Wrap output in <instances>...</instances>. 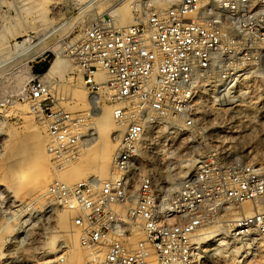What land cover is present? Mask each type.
I'll return each mask as SVG.
<instances>
[{"label": "built area", "instance_id": "1", "mask_svg": "<svg viewBox=\"0 0 264 264\" xmlns=\"http://www.w3.org/2000/svg\"><path fill=\"white\" fill-rule=\"evenodd\" d=\"M69 53L92 105L104 98L124 132L107 179L54 180L48 194L72 214L84 248L107 247L100 264H149L152 252L155 264H195L206 229L246 202H264V164L202 159L170 194L174 138L184 140L212 110L231 112L223 124L237 132L264 121L250 91L264 79V0H179L129 27L89 26ZM40 75L29 96L48 114L47 151L55 160L73 156L94 107L52 108L57 98ZM233 219L231 238L248 252L253 239L264 248V207Z\"/></svg>", "mask_w": 264, "mask_h": 264}, {"label": "rangeland", "instance_id": "2", "mask_svg": "<svg viewBox=\"0 0 264 264\" xmlns=\"http://www.w3.org/2000/svg\"><path fill=\"white\" fill-rule=\"evenodd\" d=\"M138 4L139 7L136 8ZM171 6L169 3L166 9ZM142 9L149 13L158 11L150 0H139V2L137 0H0V59L2 58L0 61V225L8 224V222L14 225L12 229L0 233L2 236L0 260L8 258L15 262L13 264H58L60 257H63L64 264H68L72 251L71 234L79 235L78 243L86 255L82 252L83 263L88 259L87 254L92 253L91 250L81 245L80 233L72 225L70 212L68 230L71 229V233L64 232L58 226L57 216L65 210L58 207L50 195L49 200L52 199V203L43 198L38 202L31 203L29 195H27L28 188L25 187L27 191L24 190L25 192L12 197L10 188L8 189L10 184H8L9 178L5 170V167L10 164V158L7 159L11 155L9 145L12 137L27 136L30 131L34 132L36 125L45 124L48 119L46 112L38 114L28 111V108L30 110V107L37 102L29 96L33 80L37 78L38 74V71L33 67L36 62L42 59L39 68L43 67V69L40 73H46L52 60L56 57V52L52 48L61 49L59 52L69 58L71 69L52 79L41 76L42 79L49 82L52 97L58 100H55L52 108H63L71 114L87 112L91 106L84 101L90 100V93L84 86L72 56L69 55V45L82 36L85 28L103 22H112L113 18L110 15L112 10H116L117 15L126 21L124 26L115 24L120 29L133 25L131 23L137 21ZM26 28L29 29L27 33L24 31ZM29 35L32 36V41L25 45L33 46V53L30 56L29 53L23 54L15 48L16 43H21ZM40 37H43L42 42L34 45V42L37 43L36 41H39ZM29 75L32 76L29 77ZM254 80L251 84L252 87H255L254 100L258 105H263L261 107L263 108L264 79L257 83V79ZM75 94L81 95V103L74 102ZM96 107L93 109L89 123L97 120L104 108L112 110L111 105L104 98L98 102ZM261 108L256 107L255 109L258 115L262 111ZM232 115L231 112L224 114L218 111H209L203 122H198L194 127L186 130L184 140L179 135L174 138L176 143L172 157L177 165L174 174L183 175V172L186 171L194 172L193 170L197 169L202 159L227 163L242 161L243 163L264 164L262 158L264 155V121L248 123L240 132H237L226 123L223 124V119L225 117L230 119ZM113 118L118 124L114 115ZM84 131L87 136L83 140L93 137L94 130L91 124L87 125ZM123 132L124 128L120 134L117 132L112 135L120 137ZM41 136L46 140L44 150L48 155L46 149L49 141L47 127ZM117 137L113 140L115 146ZM75 157L76 155L64 158V160L70 161ZM49 158L53 162V171L60 170L63 159L55 160L50 155ZM109 175L110 173L104 179H107ZM92 176L94 177L90 172L74 183L81 179L92 178ZM56 179L58 178L53 176L48 185ZM49 204L52 205V208ZM253 205L251 202L240 205L238 209H234V212L227 214L228 216L225 215L220 224H216L208 228L210 231L206 229L202 233L204 235L197 239L201 243L199 248L203 250L204 262L202 264H264V248L254 241L255 250L248 252L247 244L230 237L227 228L229 223L222 222L239 215L235 213V210L248 214L246 210L249 208L254 212L257 208L264 207L259 204ZM221 233L224 238L215 241L214 235ZM49 243L50 245H48ZM0 264H2L1 261ZM195 264H197L196 260Z\"/></svg>", "mask_w": 264, "mask_h": 264}, {"label": "bare ground", "instance_id": "3", "mask_svg": "<svg viewBox=\"0 0 264 264\" xmlns=\"http://www.w3.org/2000/svg\"><path fill=\"white\" fill-rule=\"evenodd\" d=\"M150 1L153 3L154 8L158 11L166 10L167 5L169 3L171 5H176L179 2V0H150ZM137 2H139V0H137ZM138 7H139V4L136 5V8H138ZM116 10H112L110 12V15L112 16L113 21L116 25L118 24L119 26H124V24H126V21L117 15ZM56 12H57V9H56ZM148 13L149 12L142 9L141 14L139 15L140 17L139 16H138L139 18L137 17L136 22L140 21V19H144L148 15ZM136 22L133 21L131 24H135ZM27 30H29V29L26 28L24 31L27 33ZM42 39H43V37H40L39 41L35 40L37 43L34 42V45L40 44L42 42ZM31 41H32V36L29 35L21 43H16L15 48L19 49L20 52L23 54H25L26 52L29 53L28 55L30 56L33 53L32 52L33 46H26L25 44H27L28 42L31 43ZM31 45H33V44H31ZM52 49L55 50L56 57L52 60V62L50 64L48 70L46 71V73L40 75V77L46 76L49 78L51 77V79H52L55 76H58V75L61 76L68 69L69 70L71 69V63L69 62V58H67L65 55H63L59 52V50H61V49L58 50L57 47H53ZM69 55H71V54L69 53ZM24 57L26 58V56H24ZM25 58H22V59H25ZM1 59H0V61H1ZM31 76L32 75H29V77H31ZM261 76H263V75H261ZM253 81H255V80L253 79ZM254 89H255V87H252V89L250 90L253 95H255ZM230 93H231V90H230L229 94ZM232 95H234V94H231V96ZM214 96H216V95H214ZM74 102L76 104L81 103L82 102L81 95L75 94ZM84 102L88 103L87 105H90L91 108L94 107L92 105L91 98H90V100L88 99V100H85ZM255 102H257V101H255ZM262 106L263 105H257L256 107L261 108ZM26 108H28V107H26ZM261 110H262L261 112H263L264 107L261 108ZM28 111L30 113H38L39 114L42 111V109L40 107V103L36 102L35 104H33L30 107V110L28 108ZM261 112H260V114H261ZM95 114H97V112H95ZM45 122L44 123L46 125L43 123H41V124L39 123L38 125H36L34 128V132L30 131L27 136L12 137V139H11V142L9 145V151L11 152L10 153L11 155L9 157H7V159L10 158V160H9L10 164L7 167H5V170L7 171V176L9 178V182H10L9 183L7 181L8 184H10L8 189L10 188L9 190L12 194V197L18 196L22 192L27 191L25 189V187H27L28 188L27 195H29L31 203L32 202H38L42 198L48 202H51L52 199L49 200L51 196L49 197V194L47 192V185L53 176L57 177L60 181H64V182L69 183V184H73L75 181L80 180V178L85 177L90 172L92 173V175H94V177H97L101 180H103L104 178H106L108 176V174L110 173L111 167H112V161H113V157L115 154V147H116L113 143V140H115V136H117V135L113 136L114 135L113 133L119 132L118 134H120L121 130H123L120 125L116 124V122L113 118V112L111 109L104 108L101 115L99 117H97V120H95L93 123L88 122L89 124H87V125L91 124V127L94 130V132L92 133L93 137H91V139L86 138L85 140H83V142H81L80 145L77 147V153L75 154L76 157L70 161L63 159L61 161L62 166H61L60 170H56V171H53L54 166H53L52 159L50 160V158H49L50 154L47 155L45 153V150H44V145H45L46 140H45V138H43L44 135L43 136H41V135H42L43 131H45V129L48 125L47 124L48 120ZM231 128L234 130V126H231ZM45 134L47 135V133H45ZM12 155H14V156H12ZM75 155H73V156H75ZM262 158L264 159V155L262 156ZM58 165L60 166V164H58ZM193 171H195V170H193ZM187 174H189L188 171H186L185 173L183 172V175H179V174H170L169 175L168 181H169V193L170 194L174 193L178 189L183 178L186 177ZM92 178H93V176H92ZM58 179H56V180H58ZM13 201H14V199H13ZM258 204L264 205V202L258 203ZM50 207L52 208V205H50ZM260 207H262V206H260ZM235 213L239 214V212L236 210H235ZM246 213L252 214L253 211L251 210V208H249L246 210ZM230 217H231V215H230ZM234 217H236V215ZM232 221H234V219L230 218V219H226L222 222H228L229 224H231ZM57 224L61 229H63L64 232H70L71 231V229H70V231L68 230V228H69V211L68 210H65L64 212L60 213L57 216ZM13 226L14 225L10 224L9 222H8V224L4 223L3 225H0V233H2L1 231H8V230L12 229ZM221 235H223V234L221 233V234L214 235L215 241H219L220 239L224 238V236H221ZM80 236H81V234H80ZM138 238L143 239L144 235L141 233L138 235ZM78 239H79L78 234H71L70 240L72 242V251H71V254L69 256V263L68 264H100L101 260L103 259L104 255H105L107 247L100 245L97 248H95L94 250H91L92 253L90 252L87 254L88 259L86 262L83 263V258H82V252L83 251L81 249V246L78 243ZM253 240L256 241L255 239H253ZM1 241H2V236L0 234V243H1ZM200 244H201L200 240L195 241L196 251L194 253V258H195L197 264H202L204 262L203 257H202L203 250H201L199 248ZM48 245H50V243ZM84 255H85V253H84ZM87 257H85V258H87ZM0 261L2 262V264H13V263H15L13 260H10L8 258H6L4 260H0ZM149 264H155V256H154L153 252L149 257Z\"/></svg>", "mask_w": 264, "mask_h": 264}, {"label": "crops", "instance_id": "4", "mask_svg": "<svg viewBox=\"0 0 264 264\" xmlns=\"http://www.w3.org/2000/svg\"><path fill=\"white\" fill-rule=\"evenodd\" d=\"M41 61H42V59L38 60V61L36 62V65L33 66L34 69H36V70L38 71V73H40L41 70L43 69V67L39 68V66H40L39 64H40Z\"/></svg>", "mask_w": 264, "mask_h": 264}]
</instances>
